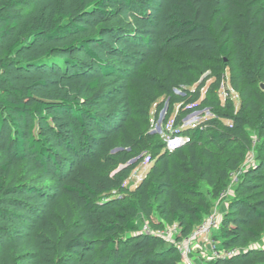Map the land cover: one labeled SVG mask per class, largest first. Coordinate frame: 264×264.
Masks as SVG:
<instances>
[{
	"label": "trees",
	"instance_id": "obj_1",
	"mask_svg": "<svg viewBox=\"0 0 264 264\" xmlns=\"http://www.w3.org/2000/svg\"><path fill=\"white\" fill-rule=\"evenodd\" d=\"M210 1L0 0V264H180L174 244L137 231L138 215L155 231L176 223L179 238L191 234L209 214L202 184L218 200L252 146L242 117L224 139L218 132L207 139L208 123L180 130L191 141L175 151L149 128L162 93L182 104L174 117L168 106L163 126L178 127L194 112L184 103L201 88L175 94L189 85L188 74L171 64L163 33L169 26L181 37L201 35L210 28ZM261 2L224 0L216 23L250 21V54L264 63ZM233 49L242 62L240 38H223L221 54ZM142 67L157 83L164 78L163 91L147 83ZM243 80L233 81L240 113L254 114L259 94L248 83L241 89ZM157 106L155 118L164 102ZM147 156V176L129 188ZM262 156L214 236L237 254L212 264H264V249L248 247L264 228Z\"/></svg>",
	"mask_w": 264,
	"mask_h": 264
},
{
	"label": "rangeland",
	"instance_id": "obj_2",
	"mask_svg": "<svg viewBox=\"0 0 264 264\" xmlns=\"http://www.w3.org/2000/svg\"><path fill=\"white\" fill-rule=\"evenodd\" d=\"M224 0H211L209 8L212 15L209 17L210 28L202 32L199 36L181 37L182 31L180 29L165 27L163 37L169 41L170 51L168 56L173 67L180 73H187V81L189 85H179L174 88L177 96H182L185 92H192L195 96L198 89L200 95L198 98L191 99L184 103L185 107L194 109V114L186 121H182L181 130L189 131L206 123L205 128H212L209 133L206 132L207 139L215 132L222 135V139L227 138L228 132L226 127H231L236 117H242L247 123L244 129L250 134L252 139L251 148L245 152L244 159L240 166V170L235 173L229 182L220 190L219 196L225 194L226 198L219 206L216 204L217 200L211 201L212 196L207 193V190L202 184V192L206 195L208 202V213L217 211L218 216L223 222L224 216L229 212V203L234 198L236 188L242 178L248 172L259 164L260 159L264 153V63L261 62L258 56L250 54L252 31L250 21L236 22L233 25L228 19H224L223 24L219 27L216 19L222 12ZM245 6V1L243 2ZM264 7V3H260L257 15L260 13L259 9ZM238 36L244 46V55L242 62L237 60L235 56V49H233L232 56H224L221 54L220 49L222 46L223 38L230 39V36ZM141 74H148L147 83L150 86H155L156 90H160L164 82L161 78L159 83L153 75L149 74L146 67L140 69ZM240 76L244 77L243 82L240 83L241 89L248 83L258 94V110L252 114L246 111L244 114L240 113L243 99L240 91H237L233 86V81L238 80ZM165 87L161 90L163 91ZM208 96L209 102L204 103V98ZM158 102H164V109L169 105L173 106V116H175L176 108L180 104H174L173 100L165 97V93L158 96V99L150 108V126L152 133H155L159 141L163 142L166 139V127L161 123V115L158 118L154 117V113L158 108ZM179 107V109H180ZM178 109V111H179ZM160 113V114H161ZM188 117V116H187ZM216 123V124H213ZM160 126V127H159ZM159 128H161L159 130ZM191 137L192 134H184ZM222 144V142H219ZM230 146V145H229ZM150 169L149 164H142L133 171L127 181V186L134 189L142 179L147 176ZM131 183L134 185L131 186ZM218 196V197H219ZM158 220L161 216L158 212L155 213ZM160 218V219H159ZM176 223H166L163 230L166 232L171 231ZM146 230L155 231L151 228L148 220L140 213L137 221V231L145 232ZM261 237L257 242L249 244L250 249H264V228H260ZM173 242V237L170 239L165 238L163 246H168ZM212 262V261H211ZM205 262L204 264H212Z\"/></svg>",
	"mask_w": 264,
	"mask_h": 264
},
{
	"label": "built area",
	"instance_id": "obj_3",
	"mask_svg": "<svg viewBox=\"0 0 264 264\" xmlns=\"http://www.w3.org/2000/svg\"><path fill=\"white\" fill-rule=\"evenodd\" d=\"M166 112L167 110H165L164 114H160L161 123ZM165 127L167 136L164 142L169 151H175L176 149L182 148L191 141L190 137L179 134L181 129H177V127L174 126L173 120H170ZM149 163L150 157L147 156L143 164L147 165ZM225 198L226 195L221 194L216 202V204H218L217 206L224 202ZM220 224L221 220L218 216V212L215 211L206 215L202 222L194 228L191 234L182 236L181 238H179L180 229L177 224H175L173 229L168 232L165 230H146L145 232L157 234L163 239H170L173 237L172 244L175 245L179 253L181 259L180 264H204V261L211 262L219 259H229L237 254L236 249L221 247L218 240L215 239L214 236L219 230Z\"/></svg>",
	"mask_w": 264,
	"mask_h": 264
},
{
	"label": "crops",
	"instance_id": "obj_4",
	"mask_svg": "<svg viewBox=\"0 0 264 264\" xmlns=\"http://www.w3.org/2000/svg\"><path fill=\"white\" fill-rule=\"evenodd\" d=\"M177 105V104H176ZM180 105L182 106V104L180 103ZM179 105L177 106V108H176V113H175V116L178 114V109H179ZM168 108V107H167ZM181 108V107H180ZM167 110V109H166ZM180 110V109H179ZM156 112V111H155ZM186 121V120H185ZM181 126H182V124H180L178 127H177V129H181ZM160 127V126H159ZM161 128H159V130H160ZM134 184L133 183H131V186H133ZM138 185V184H137ZM137 185H136V187H137ZM135 187V188H136ZM129 188H131L130 186H129Z\"/></svg>",
	"mask_w": 264,
	"mask_h": 264
},
{
	"label": "water",
	"instance_id": "obj_5",
	"mask_svg": "<svg viewBox=\"0 0 264 264\" xmlns=\"http://www.w3.org/2000/svg\"><path fill=\"white\" fill-rule=\"evenodd\" d=\"M165 110L162 112V114H164ZM194 114L189 115L185 120H187L188 118H190L191 116H193ZM132 163V162H131Z\"/></svg>",
	"mask_w": 264,
	"mask_h": 264
}]
</instances>
